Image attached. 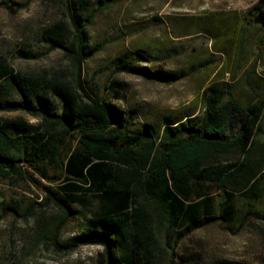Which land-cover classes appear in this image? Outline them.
I'll use <instances>...</instances> for the list:
<instances>
[{
	"label": "trees",
	"instance_id": "obj_1",
	"mask_svg": "<svg viewBox=\"0 0 264 264\" xmlns=\"http://www.w3.org/2000/svg\"><path fill=\"white\" fill-rule=\"evenodd\" d=\"M117 1L99 0L98 8ZM23 5L0 0V9L12 12ZM70 18L73 40L63 22L47 26L39 39L49 51L68 55L76 68L73 77L26 74L0 59V112L38 120H0V180L20 182L24 191L17 197L0 195V217L40 214V241L54 246L60 227L78 219L81 231L64 247L100 246V264H161L169 250L198 230L244 223L236 210L238 198L246 214L263 217L264 88L248 79L253 98L242 104L211 84L202 91L199 112L186 108L155 122H138L135 111L122 110L109 95L88 92L82 66L97 50L90 47L85 26ZM219 21L192 36L214 33ZM236 21L242 31L247 26L264 31V0ZM19 55L37 59L30 48ZM161 59L159 51L135 49L118 56L114 65L119 73L165 84L192 75L151 71L142 64ZM115 86L119 82L112 90ZM31 188L42 202L25 194ZM49 205L63 215L58 225L46 226L43 220Z\"/></svg>",
	"mask_w": 264,
	"mask_h": 264
},
{
	"label": "rangeland",
	"instance_id": "obj_2",
	"mask_svg": "<svg viewBox=\"0 0 264 264\" xmlns=\"http://www.w3.org/2000/svg\"><path fill=\"white\" fill-rule=\"evenodd\" d=\"M15 1L25 7L18 12L0 9V59L26 74L73 77L76 68L68 55L62 50L49 51L39 39L47 26L63 22L73 40V17L80 27L85 26L90 47L97 50L82 66L83 79L89 82L88 92L93 97L95 93L109 95L122 110L135 111L138 122H155L186 108L196 107L199 112L202 91L211 84H218L227 93L226 98L230 96L242 104L253 98L246 85L248 79L264 88V31L251 26L242 31L236 21L258 0H119L105 9L98 8L99 0ZM216 20H220L217 31L192 36L196 29L211 27ZM134 30L142 32L129 35ZM22 48L33 49L37 59L22 58ZM135 49L161 53V60L142 63L151 71L192 75L165 84L119 73L114 65L116 58ZM113 82H119L120 87L112 90ZM17 117L38 122L26 113L0 112V120ZM259 139L264 142V137ZM261 156L258 152L256 157ZM21 186L20 182L0 180V195L17 197L24 192ZM31 190L25 194L42 202L40 193ZM235 205L244 223L233 227L215 224L198 230L174 251L169 250L161 264H167L170 258L173 264H214L220 260L264 264V200L260 206L263 217L259 219L246 214L239 198ZM46 210V226L58 225L62 213L52 205ZM39 216L36 212L30 216L20 212L0 217V264L101 263L100 246L65 249L81 231L78 219L60 227L58 245L54 246L40 241L39 231L44 225L38 223Z\"/></svg>",
	"mask_w": 264,
	"mask_h": 264
}]
</instances>
